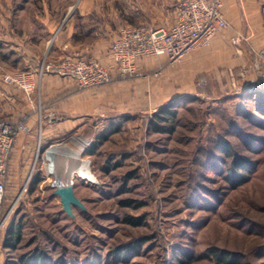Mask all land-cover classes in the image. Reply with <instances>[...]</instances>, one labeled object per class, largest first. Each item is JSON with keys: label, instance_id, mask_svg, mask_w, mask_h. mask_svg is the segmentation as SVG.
Wrapping results in <instances>:
<instances>
[{"label": "rangeland", "instance_id": "obj_1", "mask_svg": "<svg viewBox=\"0 0 264 264\" xmlns=\"http://www.w3.org/2000/svg\"><path fill=\"white\" fill-rule=\"evenodd\" d=\"M228 1L234 2L230 26L177 63L146 58L140 64L145 76L113 70V80L95 88L61 77L66 83L53 87L59 93L51 100L77 91L88 96V109L77 127L40 122L32 130V152L19 163L13 149L0 204V264L22 262L36 250L48 259L42 264H222L211 249L227 251L239 264H264V62L255 52L264 50V0ZM177 3L0 0V79L20 92L4 81L6 73L68 57L103 62L122 27L169 26ZM236 31L250 34L242 54L231 42ZM34 96L41 113L48 104L43 82ZM168 105L178 112L175 131H156L157 123L171 127L172 120L156 117ZM29 113L2 115L28 125ZM79 140L87 141L81 159L92 177L75 172L58 179L48 169L49 149H79ZM237 156L247 165L239 169L242 184L228 177ZM58 180L74 181L83 207L74 205L73 216L55 193ZM128 216L142 223L129 224ZM19 224L18 249L5 247ZM137 240L138 252L126 255L123 246Z\"/></svg>", "mask_w": 264, "mask_h": 264}, {"label": "built area", "instance_id": "obj_2", "mask_svg": "<svg viewBox=\"0 0 264 264\" xmlns=\"http://www.w3.org/2000/svg\"><path fill=\"white\" fill-rule=\"evenodd\" d=\"M229 26L223 0H178L175 21L169 26L122 27L110 46L111 64H104L96 58L80 57L45 60L37 70L6 73L4 81L29 95L39 89L46 75L73 79L81 88L109 83L113 80V70L122 77L145 76L140 64L146 58L165 57L177 63L191 51L208 46ZM249 40L250 34L240 31L231 37L238 54L243 53L242 45L249 44ZM255 52L260 57L258 61L264 62V50ZM27 130L25 122L4 118L0 106V204L5 197L12 151Z\"/></svg>", "mask_w": 264, "mask_h": 264}, {"label": "crops", "instance_id": "obj_3", "mask_svg": "<svg viewBox=\"0 0 264 264\" xmlns=\"http://www.w3.org/2000/svg\"><path fill=\"white\" fill-rule=\"evenodd\" d=\"M225 2L229 5L226 16L231 17V8L234 2L231 3V1L229 2L228 0H225ZM240 25L243 26L242 21ZM253 25L257 30V33H259L258 28H256L257 25ZM251 27L253 29V26ZM254 32L256 31L254 30ZM257 36L259 37V35ZM214 42L216 46L219 40ZM102 60L106 64L112 63L110 49L108 50L106 56H103ZM59 77L60 76L56 75H46L44 77L43 88L45 89L46 98H48V104L44 110H42L41 107V113L36 109L39 101H37L34 96L35 92L29 95L21 89L20 92L16 90L11 92L13 90L10 89L8 85L4 84L0 79V106L2 109V114L16 119L18 117H23L22 115L30 112L29 115H27V123L29 126L28 134L21 135L15 144L13 152L14 163H19L20 160H22L23 155L26 156L32 152L35 136L32 133V130H34L36 126L40 124V122L42 125V123H44V119L46 121L45 124L48 125V127H51V129H53L55 125H59L61 129H68L82 124L84 117L83 113H86V109H88V96L77 91H72L65 95V99L63 101L57 103V101L54 99L51 100V98L56 97V93H59V91L53 89V87L66 83V79L62 80L61 77ZM67 97L73 98V101L69 100ZM66 100L67 102H65ZM78 100L80 101V104H78ZM77 113H80V115H77ZM73 114L76 116L72 117Z\"/></svg>", "mask_w": 264, "mask_h": 264}, {"label": "trees", "instance_id": "obj_4", "mask_svg": "<svg viewBox=\"0 0 264 264\" xmlns=\"http://www.w3.org/2000/svg\"><path fill=\"white\" fill-rule=\"evenodd\" d=\"M114 41V40H113ZM174 105H168L164 108L161 109L159 113L156 114V117L160 121H168L172 120V124L170 128H166L165 126H161V124L157 123L154 125V129L156 131H161V132H170L173 133L175 131V120L177 118L178 112L177 110H172L171 107ZM221 146L224 148L225 151L230 152V146L229 143L226 141H221L220 142ZM94 149H90L89 153L93 154ZM230 155V154H229ZM247 165L244 163V159L242 157H234L232 164L229 167V179L233 180L234 182H239L242 184L244 178L243 174L239 172V169H244L246 168ZM131 200H125L124 203L127 206L131 205ZM127 223L133 224V225H139L142 222L136 218L133 217H127L126 219ZM22 228L21 224H19L18 227H14L11 230H9L8 237L5 240V247H8L10 249H18L19 244L22 241ZM140 240H137L135 242H129L125 244L122 248V250L125 252L126 255L131 256L136 254L138 252V249L140 247ZM212 254L216 257L217 261L222 263V264H239L238 260L236 257H231L227 251H221L218 249H211ZM23 260L22 262L19 261H12V260H6L4 264H42L43 262L47 261V258H44L41 252L38 250L26 253L22 256Z\"/></svg>", "mask_w": 264, "mask_h": 264}, {"label": "bare ground", "instance_id": "obj_5", "mask_svg": "<svg viewBox=\"0 0 264 264\" xmlns=\"http://www.w3.org/2000/svg\"><path fill=\"white\" fill-rule=\"evenodd\" d=\"M79 141V149H72L67 145H63L61 147H53L50 150V157L53 161V164L49 166L48 169L50 172L58 174V179L71 177L75 172H79L84 177H92L87 168V163L83 162L81 159V149L85 144H87V141ZM63 172H65L64 175H60V173Z\"/></svg>", "mask_w": 264, "mask_h": 264}, {"label": "water", "instance_id": "obj_6", "mask_svg": "<svg viewBox=\"0 0 264 264\" xmlns=\"http://www.w3.org/2000/svg\"><path fill=\"white\" fill-rule=\"evenodd\" d=\"M54 185L57 186L55 193L60 196L64 210L69 215L73 216L74 205L83 207L81 200L77 197L75 193L73 180H58Z\"/></svg>", "mask_w": 264, "mask_h": 264}]
</instances>
